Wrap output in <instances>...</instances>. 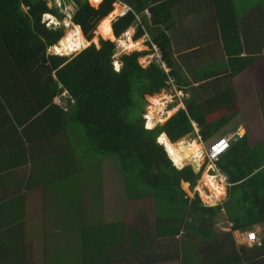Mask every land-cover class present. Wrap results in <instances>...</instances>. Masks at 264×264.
<instances>
[{
	"label": "crops",
	"instance_id": "1",
	"mask_svg": "<svg viewBox=\"0 0 264 264\" xmlns=\"http://www.w3.org/2000/svg\"><path fill=\"white\" fill-rule=\"evenodd\" d=\"M168 2L170 18L150 26L147 33L150 39H168L170 69L182 93L173 100L174 92H161L168 110L175 113L179 106L199 105L195 115L200 120L215 119L211 137L238 129L247 141H231L222 163L232 166L231 153L241 150L250 156L242 168L263 163L259 169L263 170L264 2ZM116 4L123 12L131 11L124 3ZM138 17L144 19L145 11ZM11 24L0 17V264H209L205 255L212 251L210 246L221 244L224 249V241L232 237L239 248L238 241L248 231L233 230L227 217L234 211L230 204L236 184L229 183L224 173L229 186L223 201L216 204L219 213L210 216L196 207L191 211L188 204L179 211L181 220L158 226L155 218L145 217L149 200L147 208L144 200L129 201L124 178L112 158L78 155L77 139H72L77 134L79 138V128L67 122L65 129L64 114L50 108L49 86L32 75L28 50L10 47ZM143 39L132 38L138 46L135 51ZM225 103L231 111L222 112L218 119L221 109L215 107ZM192 125L196 128L174 143L173 154L177 143L186 138L196 140L199 151L216 138H209L204 147L200 128L195 122ZM202 181L212 183L207 175ZM183 188L184 200L192 201L195 194L189 185ZM199 198L205 207L216 206Z\"/></svg>",
	"mask_w": 264,
	"mask_h": 264
},
{
	"label": "trees",
	"instance_id": "2",
	"mask_svg": "<svg viewBox=\"0 0 264 264\" xmlns=\"http://www.w3.org/2000/svg\"><path fill=\"white\" fill-rule=\"evenodd\" d=\"M73 1L76 9L72 22L81 28L82 34L92 44L74 56H69L62 53L59 45L56 46L64 36L63 28H48L42 22L44 14H51L59 21L65 18L52 2L0 0V17L6 21L9 19L11 29L14 30L10 47L12 44L21 52L28 50L32 75L49 86L50 108H56L64 114L65 129L67 122L81 127H78L79 139L87 154H94L98 159L112 158L117 163L115 166L124 178L129 201L144 200L147 208L149 200L151 204L145 217L155 218L158 226L164 221L171 223L181 220L179 211L188 204L191 211L196 207L210 216L219 213L221 207L203 206L197 194L192 201L184 200V184H188L190 191H193L202 171L194 173L190 164L179 163L172 151L174 143L193 131L192 122L200 128L202 140L211 138L210 126L216 124L215 119L200 120L195 115L200 106L192 102L186 104L185 109L179 106L163 124L145 127L143 116L147 105L146 96L160 94L167 89L169 76L153 62L146 67L139 63L141 57L151 52L134 51L124 53L118 59L115 57L118 53L115 38L120 39L136 23L138 26L134 41L139 42L137 40L148 33L142 22L137 20L141 13L149 12L150 26L170 18L169 0H99L101 2L98 4L90 0L96 5L90 4L88 0ZM118 2L128 5L131 11L116 19L111 34L105 36L100 31L121 10V6L116 4ZM21 6L27 11L24 12ZM97 32L109 40L101 38L99 44H95L98 43L95 38ZM161 38L154 36L148 39L146 46L149 49L152 44L158 46L171 68L173 65L169 58L168 39ZM50 48L57 55L48 54ZM15 55H18V51ZM116 61L121 65L119 71L115 67ZM170 76H175L173 69ZM227 92L221 93L225 100H228ZM62 93L69 95L66 106L54 105V98ZM229 107L227 103L215 107L216 110L221 109L216 117L220 119L222 112L231 111ZM244 141L247 140L242 137L239 143ZM232 153V166L229 163L224 166L222 158L217 163L219 170L228 176V182L236 184L230 204L234 211L227 212V217L233 230L252 231V228L264 224V169L259 170L263 163L248 169L242 168L244 160L250 159V156L241 150L235 154L233 150ZM254 171L258 172L253 174ZM206 189L209 191L208 187ZM187 226L191 228L193 225ZM224 242L227 243L224 249L221 244L210 246L212 251L205 255L209 264H264V238L261 239V245L251 249L246 246L236 248L232 237Z\"/></svg>",
	"mask_w": 264,
	"mask_h": 264
},
{
	"label": "built area",
	"instance_id": "3",
	"mask_svg": "<svg viewBox=\"0 0 264 264\" xmlns=\"http://www.w3.org/2000/svg\"><path fill=\"white\" fill-rule=\"evenodd\" d=\"M43 1L47 2V3L52 2L54 7L56 9H58L60 13L62 11H69V12L72 11V14H73L75 12L74 10L76 9V3L73 0H43ZM126 12L127 11L123 12L121 14V16L124 15ZM145 14L147 17L150 18L148 11H146ZM44 17H48L45 21H43V23L46 27L50 28L52 23L55 25L52 27L53 29L60 26V23L56 20L57 18L50 16L51 17V19H50L49 16L46 14H44L42 18H44ZM137 20H138V17H137ZM53 21H55V22H53ZM147 51L151 52L149 55L145 56L146 60H150L149 64L152 62L155 63L156 65L160 66L161 69H163L164 72L169 76V80L167 82L169 87L163 91L164 92H169V91L174 92V94L171 95V98L173 100L175 98H180L179 96L182 95V93L178 91L175 79L172 78V76H170L171 75V69L168 67L167 63L165 62L164 55H163L161 49L158 46H156L155 44H152V47L150 49H148ZM119 55H120V51L118 50V53L115 56L116 59ZM115 67L119 71L121 66H120L118 61L115 62ZM68 97H69L68 93H62L60 96L54 98L53 104L56 106L65 107L66 106V99ZM181 107H182V109H185L184 106H181ZM64 110L66 111L67 109L64 108ZM167 111H168L167 114H163V116H162L163 118H167L168 115L170 114V111L169 110H167ZM143 117L145 118V115ZM145 121L147 122L146 119H145ZM193 126L196 128V125H193ZM242 136H243L242 134H239L238 129L237 130H231V131L227 132L225 135H220V136L214 138L208 144L207 149L201 150V151H199V154H197L198 159H199L198 163H197L198 172L202 171V177L207 175V177L210 178L211 181L213 182L211 185L212 186L215 185L214 187L219 188V190H215L216 194H215V197L213 198V200L215 201L214 204H219L223 201V199L226 196V189L229 186L227 184L226 178L221 174L220 170L217 168V163H218L220 157L225 152H227L229 150L231 141L236 140L238 138H242ZM168 154L170 155L169 152H168ZM170 157L173 159V157L171 155H170ZM173 161H174V159H173ZM174 163L176 164L175 161H174ZM176 167H178L177 164H176ZM202 190L204 193H206V191H207V189L205 187H203ZM189 191H190V189H189ZM198 191L199 190L196 191L194 189L193 191H190V192L192 194H195V195L197 194L198 196H201L200 192H198ZM213 195H214V192L210 196H213ZM238 243H240L242 245H247L250 247H253L254 245H261V241L259 240V236L257 235V233L255 231H248L247 234L244 235V237Z\"/></svg>",
	"mask_w": 264,
	"mask_h": 264
},
{
	"label": "bare ground",
	"instance_id": "4",
	"mask_svg": "<svg viewBox=\"0 0 264 264\" xmlns=\"http://www.w3.org/2000/svg\"><path fill=\"white\" fill-rule=\"evenodd\" d=\"M121 10H124L122 7H120ZM49 16V15H48ZM51 19V17L49 16ZM54 20V19H53ZM53 24V23H52ZM65 28L67 29L65 35L63 36V39L60 40V42L56 46H60L62 49V53H66L68 55H72L77 52H81L84 49L87 48L89 41L86 39L84 34H82L81 28L75 24L69 23V19L65 18L64 24ZM129 33L127 36H125V40H121V45L123 48L126 49V51H134L136 50L135 43L132 40V31H128ZM140 50V49H137ZM156 96V95H155ZM166 99V98H165ZM163 99L159 97H152L151 98V105L149 107L148 113L146 115L147 122L146 126L148 128L154 127L156 122H161L162 120L158 119V114L155 112H160L159 109H161V106ZM160 115V114H159ZM159 120V121H158ZM200 150V145L196 140H183L179 143H177L176 150L174 151V154H176V157L181 162H187V163H198V156ZM173 154V156H174ZM175 157V156H174ZM176 159V158H175ZM176 159V160H177ZM215 186V185H214ZM214 189V195H206L200 192L201 196L208 200L210 203H214L215 201L213 198L215 197V190H219L217 187H213ZM200 190L199 188H197ZM213 194V193H212Z\"/></svg>",
	"mask_w": 264,
	"mask_h": 264
},
{
	"label": "rangeland",
	"instance_id": "5",
	"mask_svg": "<svg viewBox=\"0 0 264 264\" xmlns=\"http://www.w3.org/2000/svg\"><path fill=\"white\" fill-rule=\"evenodd\" d=\"M89 1V3L90 4H92V5H96V4H98V3H100L101 1H99V0H93L94 1V3H96V4H94L93 2H91L90 0H88ZM96 1H99V2H96ZM258 1H263L264 2V0H258ZM68 10V9H67ZM75 11V10H74ZM123 11L124 10H120L117 14H116V16L115 17H117V19H118V16L119 15H121L122 13H123ZM64 16H65V18H68L69 19V23H72V24H74L73 22H72V18H73V15H74V13L72 14V11L71 12H69V11H62L61 12ZM48 17H44V18H42V22L43 21H45L46 19H47ZM65 18L62 20V21H59V20H57L60 24H61V27L63 28V33H64V35H65V33H66V31H67V29L65 28V26L63 25L64 24V20H65ZM141 19H139V20H141V22H142V24H143V27L146 29L147 28V32L148 31H150V29H151V27H150V25H149V21H150V19H148V17L145 15V18L143 19L142 17H140ZM114 20V19H113ZM53 22H55V21H53ZM114 22V21H113ZM111 23H112V21H110V22H108L104 27H103V29L101 30V32H102V34H104V35H106V34H109L110 35V32H111V30H110V28H111ZM53 26H55L54 24L52 25L51 24V26H50V28H52ZM133 29V35H132V38H133V36H134V33L136 32V24H135V26L132 28ZM129 32H127L126 34H125V36H127V34H128ZM85 36V35H84ZM125 36L123 35L119 40H116V38H115V40H116V44H117V49L120 51V55L117 57V59L121 56V55H123L124 53H130V51H126V49L125 48H123V46L121 45V42H119V41H124L126 38H125ZM148 36V37H147ZM95 38H97V40H98V43H95V44H99V42H100V39L102 38V39H105V38H103L101 35H99V32H97V35H96V37ZM61 39H63V37L61 38ZM60 39V40H61ZM124 39V40H123ZM146 40V42H145V40ZM144 39H143V42H141V47H139V51L138 52H148L147 50L149 49V46H146V43H148L149 41H147L148 39L150 40V38H149V35L148 34H146L145 36H144ZM105 40H109V39H105ZM114 40V39H113ZM112 41V40H111ZM93 42V41H92ZM90 44H91V42H89V44H88V46H90ZM87 46V47H88ZM136 47H137V45H135ZM123 48V49H122ZM138 48V47H137ZM135 51V50H134ZM134 51H131V52H134ZM50 52H52V53H50ZM49 53L50 54H53L54 52H53V50L50 48V50H49ZM77 53H79V52H77ZM77 53H74V54H72V55H69V56H74L75 54H77ZM56 54V53H55ZM149 61L150 60H146L145 59V57H141L140 59H139V63L142 65V66H144V67H146L148 64H149ZM121 66V65H120ZM262 82L263 81H258V83L260 84V85H262ZM163 92V91H162ZM171 92V91H170ZM167 93H169V92H167ZM161 94L162 93H160V94H156V96L155 95H153V96H146V101H147V105H146V107H145V114L147 115V113H148V110H149V107H150V105H151V98L152 97H159L160 96V98L161 99H163V97H164V95L163 96H161ZM165 98L166 97H164V100L162 101V103L164 104V105H162L161 106V109H159V111L160 112H155L156 114H158V119L159 120H162L161 122H156V123H164L165 121H167V120H165L166 118H163L162 116H163V114H167L168 113V107H167V104H166V101H165ZM261 101L263 102V110H264V100H262L261 99ZM166 104V105H165ZM160 114V115H159ZM171 114V113H170ZM146 115H145V118H146ZM143 119H144V117H143ZM164 119V120H163ZM147 120V119H146ZM158 120V121H159ZM144 121H145V119H144ZM155 123V124H156ZM77 125V127H80L78 124H76ZM144 125H145V123H144ZM81 128V127H80ZM230 131V130H229ZM228 132V131H227ZM214 137H216V136H214ZM214 137H211V138H214ZM77 139V141H76V149H77V154L78 155H82V156H85V154H86V152H85V148L82 146V144L80 143V139L78 138V134H77V136H75L74 137V139H72L73 140V142H75V140ZM187 139V138H186ZM204 143V147H207V142H208V140H206V141H203ZM200 148H201V145H200ZM204 150V149H203ZM89 154V153H88ZM183 164H189V163H187V162H182ZM213 183V182H212ZM212 183H210V182H205V181H202V177L200 178V180L198 181V183H197V185H196V187L194 188L196 191L198 190V189H196L198 186H200L202 189H203V187L206 185V186H208V188H210V192H207L206 191V194H208V195H210V194H212L213 193V187L214 186H212L211 184ZM199 188V187H198ZM201 188H199L200 190L198 191V192H202L203 194H205L203 191H202V189ZM235 193V192H234ZM203 198V197H202ZM204 199V198H203ZM206 202H209L208 200H206V199H204ZM210 203V202H209ZM215 203V202H214ZM213 205V204H212ZM255 232L257 233V235L259 236V240L260 239H262V238H264V225L263 226H261L260 228H258V229H256L255 230Z\"/></svg>",
	"mask_w": 264,
	"mask_h": 264
},
{
	"label": "clouds",
	"instance_id": "6",
	"mask_svg": "<svg viewBox=\"0 0 264 264\" xmlns=\"http://www.w3.org/2000/svg\"><path fill=\"white\" fill-rule=\"evenodd\" d=\"M119 3V2H118ZM127 12H129V11H127ZM126 12V13H127ZM146 12V11H145ZM125 13V14H126ZM124 14V15H125ZM46 15H49V16H51V17H54L53 15H51V14H46ZM124 15H122V16H124ZM146 15V14H145ZM122 16H120V17H122ZM56 18V17H55ZM119 18V17H118ZM58 20V19H57ZM60 26H61V24H60ZM60 26H58V27H60ZM58 27H56V28H58ZM135 35V34H134ZM146 115V114H145ZM145 119V118H144ZM145 125H146V121H145ZM193 126V125H192ZM145 127H147V126H145ZM243 137V136H242ZM221 158V157H220ZM183 168V167H182ZM217 168H218V166H217ZM219 169V168H218ZM221 172V171H220ZM222 174V173H221ZM224 176V175H223ZM201 177H202V175H201ZM225 177V176H224ZM203 178V177H202ZM214 205H216V204H214ZM216 206H218V205H216ZM260 241H261V239H260ZM239 242V241H238ZM239 247L240 246H246L247 248H249V249H251V248H253L254 246H257V245H254L253 247H250V246H247V245H242V244H240V245H238Z\"/></svg>",
	"mask_w": 264,
	"mask_h": 264
},
{
	"label": "water",
	"instance_id": "7",
	"mask_svg": "<svg viewBox=\"0 0 264 264\" xmlns=\"http://www.w3.org/2000/svg\"><path fill=\"white\" fill-rule=\"evenodd\" d=\"M92 44V43H91ZM166 148V147H165ZM189 164H191V167H192V169H193V171H194V173H198V166H197V164L196 163H189ZM179 168V167H178ZM214 206V205H213Z\"/></svg>",
	"mask_w": 264,
	"mask_h": 264
}]
</instances>
